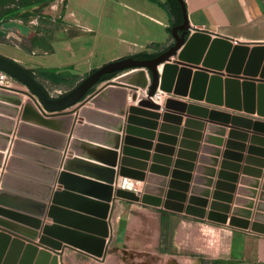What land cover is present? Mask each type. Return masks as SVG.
I'll use <instances>...</instances> for the list:
<instances>
[{
  "label": "crops",
  "instance_id": "obj_1",
  "mask_svg": "<svg viewBox=\"0 0 264 264\" xmlns=\"http://www.w3.org/2000/svg\"><path fill=\"white\" fill-rule=\"evenodd\" d=\"M3 1L4 0H0V6L8 8L9 5H4ZM184 2L191 25L190 33L203 31L209 33L213 38L224 37L233 41L234 44H246L251 49L258 45H264V0H184ZM10 21L24 24L17 20ZM63 21L66 26L64 30H69L71 32L77 31V34L75 33L74 35H69L49 42L47 45L51 46L53 50L44 52V55L48 56L49 60L36 62L22 56L23 60H26L28 63V65H26V62H20L13 57L12 59L23 63L27 69H55L57 72H70L72 74L75 73V75L86 76V74H90L91 71L98 69L111 61L134 56L135 54L143 52L145 49L170 46L172 42L168 28L173 22H175L176 26L183 22V20L178 21L177 18L173 16L168 0H65ZM25 25L29 27V29L22 32L23 34L27 32L30 34L33 32L31 26H28L27 24ZM103 37L104 39H102ZM99 42H102V44H99ZM99 46L102 48H113L114 51L112 58L107 59L104 54H102ZM164 67L160 69L161 73H163ZM180 67L183 66L180 65ZM201 68H203V64H198V66L193 67V71L196 72L197 69ZM207 71L210 78L217 75L215 71H218L219 74H221L224 83L226 82V79L230 77V73H228L226 69H209ZM261 72L257 75H247L244 72H241L240 74H237L238 76H235L238 78H233L240 81L241 98L244 97L243 83L250 81L255 84L256 110L253 113L247 112L244 109V105L241 109H238L228 107L226 103L214 105L215 103L211 104L207 102V105L209 106H206L201 105V101L194 100L198 102H194V104L201 105V107L213 111H223L221 115L231 113L245 119H251L253 122L263 121L264 123V120L253 119L246 115L247 113L249 115H259L264 118L263 115L259 114L258 108V87L260 84L264 83V77L261 75ZM36 79L38 80V78ZM114 80L115 79H113V81ZM148 80L151 81L149 74ZM210 82L209 79V84L206 88L207 92L210 88ZM132 87L136 88L135 86ZM132 87L130 91L133 90ZM226 91V85H224L222 87V94L224 97L226 96ZM178 98L186 101L183 97ZM210 106H216L226 110L211 108ZM163 111H166L164 105L163 110L158 112ZM179 112L180 110L178 109L176 113ZM184 112L185 111L181 113L183 114ZM234 112L241 113L242 115L235 114ZM187 113H189L188 110ZM208 117H210V115ZM0 118H2L0 120H10L2 110L0 111ZM229 118H231V115ZM17 121L19 123V119H16V122ZM7 122L9 123V121ZM0 123L1 126L6 127L4 121ZM219 123L220 122H218L217 125L210 127H226ZM240 124L248 125L245 123ZM163 125L171 128L179 127L180 131L176 133V135L173 132L165 131L166 138H163V141H161L159 136L162 133L161 128ZM199 125L191 124L189 126V122L187 121L186 123L183 122V120L180 123H177L176 121L170 122L162 120L161 128H158L157 126V130L150 129V131L153 132V136L140 137L144 141L143 145L142 147H135L138 151L140 150L139 152L141 153L138 154V156H132L131 160L138 161L142 163L143 166L138 168L134 167L133 170L142 172L146 177L154 176L157 178L160 177V179L166 177L164 179H167V182L169 181L171 185L172 180L180 182V177L185 173L189 174V172L185 170V168H187L186 165L188 163H193L195 168L190 175H193V177L196 175L200 176V167H207V169H204L203 171H205L206 177L209 178V168L211 167L210 162L206 164L200 162V160H213L216 158V153L202 152L199 150L201 148L200 140L195 139L193 135L192 137H184L186 132L191 130L194 131V128L197 127H204V125L201 126L200 123ZM31 126L32 125H30L28 130L31 136L25 138L18 137L20 125L18 127V125L15 124L13 127V132L11 134L15 131V133H17V138L15 139H21L22 142L27 143V146L22 147L21 151L18 148L19 151H17L16 156H14L17 160L16 170H13L10 174L15 177V181L13 183L11 182L7 187L6 185L3 187V178L9 173L7 171L8 166H4V168L2 167L4 164L8 165L9 163V161L6 163L8 160L7 157L9 156V144L5 142V136H7L6 132L0 127V156L3 155L0 174L1 172L4 173L0 181V186H2L0 190H5L8 193H14L17 196L31 199L33 202H45L48 198L51 203L50 197L55 191L54 188L51 187L52 185L57 184L54 180L57 176V172L62 166H59V164L65 160L67 155L70 134L68 131H65L61 137L60 132L52 131L51 129H48V127L38 126L37 128ZM188 126L189 130L183 132ZM231 126L233 125L231 124ZM234 127L238 128L236 125H234ZM242 128L247 132L253 131L252 128L250 130L246 127ZM14 137L15 135L12 136L11 139ZM237 141H241V139ZM59 142H62L64 145V149H62L63 157L57 154L59 152V150H57L59 149L57 147ZM100 142V140H96L90 143L99 145L98 147H107L101 145ZM260 143H262V141ZM258 144L259 143H257V146ZM212 146L213 145H211V148ZM132 147L135 148L134 146ZM117 151L119 153V150ZM225 152H227L226 148L223 156H225ZM142 153H145V155ZM235 155H240V158L243 156L244 159H247L248 157L257 160L255 163L248 165L241 159H239V162L234 160L231 163L239 164L241 166L238 171L224 169L226 173L232 172L239 175L237 186H240V189H236L235 193L231 194L234 197L236 195V200L230 203L225 202V204L230 205V207H242L239 206V203H245V206L248 207L247 202L251 201L255 207L256 201L258 200L257 197L260 195L258 207H264V162H258V160H264L263 154L249 152L245 155L244 152L241 153L238 151ZM221 156L218 158L219 160H222L223 157ZM75 157L76 154L73 158ZM56 158H58V160H56ZM61 158H63L62 161ZM88 161L95 165H105L100 160ZM57 163L59 167L56 166ZM246 165L249 167L248 172L261 170L260 174L263 177L259 176L258 178L251 173H245L244 167ZM115 169L117 175H119V169L117 167ZM217 170L219 173L221 172V168H218ZM216 173L217 171L215 172V175ZM74 175L97 183H104V180H102L103 178L98 176L99 174L95 177L76 173ZM215 175L210 178L211 181L214 182L213 187L211 188L213 191H216L215 184L220 181L219 178H215ZM123 179L124 178L118 176L117 181L121 183ZM255 179L257 186L255 188L248 186V184L251 185L249 182L254 181ZM54 182L55 184H52ZM196 182L194 183L193 180L190 185L193 188L196 186H202L199 185L200 181H198V183ZM140 183L142 182L140 181ZM261 184L262 190L259 191V186ZM151 185L157 188L156 184L151 183ZM243 186L250 191H254L255 198L252 199L248 197L250 191H248V189L242 190L241 187ZM68 191L86 198L82 203L79 202V204L69 198L64 202V209L80 215H88L89 217L99 219L98 216H100V212L98 210H91H95V213L87 212L88 206L91 207L92 203L86 200H100L98 194L97 196L96 194L94 196H88L83 191L75 188L72 191ZM169 191L171 192V186ZM175 192H177V190H175ZM213 194L214 193H211L210 195ZM168 196L169 195H167V197ZM190 196H193L192 192L188 193V197ZM167 197L164 188L161 199L166 201L168 200ZM237 198L246 199L247 201H238ZM209 200L208 211L210 210L209 208H211L210 204L216 203L212 196H210ZM173 201L183 203L185 206H196V204H191L188 201L183 202L178 198H175ZM126 204L128 208L127 211H125V225L122 230L123 232L119 235L120 242H118V246L120 247L117 248L120 252L117 251V253H115L116 255L113 254L109 262L104 264H113L120 257L126 258L125 260L127 264H264V233L255 232L256 229L251 226H243L244 229H242L231 226L230 224L217 225L210 220L208 221L199 219L195 216H189L185 212H178L158 206L138 205L142 204L141 202L132 203V201H128ZM250 221H254V219H251ZM68 223L69 224H66L67 226L72 222ZM76 224L80 225L81 230L86 229L85 225L80 223ZM66 251L63 254H66ZM53 255L55 254L53 253ZM64 264L67 263L64 262Z\"/></svg>",
  "mask_w": 264,
  "mask_h": 264
},
{
  "label": "rangeland",
  "instance_id": "obj_2",
  "mask_svg": "<svg viewBox=\"0 0 264 264\" xmlns=\"http://www.w3.org/2000/svg\"><path fill=\"white\" fill-rule=\"evenodd\" d=\"M31 1H33L32 5H30L27 8H21V7L17 8V5L13 4V3H11L8 6V8H6L4 6H0V26H2L6 22H9L10 20H17L19 22L27 24L28 26H31L33 29V32H31L30 34H29V32L23 34L21 31H19V30L17 31L15 29L8 30L6 36L0 37V54L7 56L9 58H12V57L16 58L20 62H23V63L26 62V60H23L22 56H25L26 58L32 59L36 62H43V61L49 60L48 56L44 55L45 50L42 47L43 45L49 44V42H51L55 39H61V38L67 37L69 35H74L75 33L77 34V31L71 32L69 30L68 31L64 30V28H66V26L64 25V21H63L65 0H49V1L47 0V2L46 1L45 2H39L37 0H31ZM40 39H43L44 44L41 42ZM102 39H104V37ZM170 39H171L172 43L168 47H155V48L153 47V48H149L147 50L145 49L143 52H148V53L161 52V53H163L175 44L176 40H175L173 34L170 35ZM99 44H102V42H99ZM99 47H100L102 54H104V56L107 59L112 58L113 51H114L113 48H106V47L102 48L101 46H99ZM140 53H142V52H140ZM135 55H137V54H135ZM20 62H18V63H20ZM23 63H20V64L25 66ZM26 65H28V63ZM33 71L36 72L35 74L39 80L38 82L43 86V88L46 90L48 95L50 97L56 98V99L66 95L67 93L72 91L89 75V74L88 75L86 74V76H82V75L79 76L78 74L75 75V73H73L75 75V77L68 79V81L66 83L55 84V83L49 81L48 79L44 78L43 76H41L39 73H37L38 69H34ZM192 71H193V69H192ZM121 73H117L116 76H120ZM193 73H194V71H193ZM149 76H150V79L152 80V75L150 73H149ZM111 79H109V80H111ZM109 80H105L102 83H100L98 86L95 87V90L93 92L95 93V92L99 91L102 87H104L107 83H109ZM111 81L113 82V80H111ZM23 86L24 85L21 82L17 81L16 79H14L11 84L2 85V86L0 85L1 89H4V88L7 89V91H5V92H7V95L11 97V98H5V97L3 98L2 97L0 99V103L7 105V107H9V108L13 109L14 107H16L18 109V112L16 114H12V115H10L9 113L6 114L9 117L10 122L13 120L14 125L17 124L19 127V125L21 126L22 123H27L29 126L32 125V126H35L37 128H38V126L43 127L40 124L33 123L30 120L29 121L23 120L25 109L29 108V109L33 110V107L39 109L41 114L46 119L49 118V117H47L46 114L43 113V110H41L37 104L34 105L32 102H29V100L25 101V96L22 93L16 91L17 89L13 88V87L23 88ZM113 87L116 89L117 88H123V86L119 87L118 85H113ZM124 88H126L128 90L127 91L128 92V98L126 101V110H125V113L123 115H121L117 112H113L111 110H103V109L97 108L95 103H93V100L91 98V95L93 92L91 94H89V96L86 97L81 103H79L78 105H76L72 108H69L68 110L65 111V113L63 114L65 116H63V118L64 117L68 118V120L70 122L69 128H68V133L70 134L69 135L70 136L69 137L70 143H69L68 148H67L68 152H67V155L65 157V160L62 162L63 164L62 163L59 164V166L60 165H62V166L59 169V171L57 172V176L55 177V180H54L57 184H55V182L52 183L55 185H52L51 188H54L55 191H54L53 195L50 197L51 203L48 200V198L45 200V202H39V201L33 202L31 199L23 198L22 196H17L14 193L6 192V193H8V195H7V199H5L4 201L7 204L2 203V201L0 202V221H1L0 225H3L7 228H10L11 226L14 225L15 227H19L21 229L20 231L23 232L26 236H28L30 238H35V240L38 242L46 241L47 243H49L50 246H53L55 248L62 245L60 247L62 249V247L66 244H71L73 246H76V245L69 243V242L75 243V242H77L78 239H80V237H83V236L86 237L87 240H91V239L94 240L97 238L101 239V236H99V234H100V230L102 229V224H101V220H102L104 222L105 228H108V232H109V236L105 238L106 239L105 241L107 243L111 240L109 242V245L107 248V256L105 258L100 257L101 260H98V261H104V262H98L97 259H94L90 256H87L85 254H81V253L76 252L70 248H67L66 249L67 251L65 250L66 254H63L59 257L60 264H64V262H66L67 264H104L106 262L108 263L110 258L112 257V255L117 253V251L120 252V250L117 249L120 247V246H118V242H120L119 235L123 232L122 230L124 229L125 215H126L125 211H127V208H128L126 203L129 200H121L120 198L116 199V197H115L114 202H112V203L110 202L109 205H111V207H110V209L107 210V214H105V217L101 219V216H98V218H99L98 221L100 223L99 224L94 223L93 228H89L88 226H86V229L81 230L80 225L76 224V223H80L81 218H83L79 215L74 216V214H72V217H71V219H72L71 224L72 225L70 224L69 226L66 225V224H69L68 223V222H70L69 220H67L66 223L61 222V221H57L56 216L53 214L51 215L52 206L55 204L54 199H55L56 193L60 192L62 194V192L67 191L64 184L60 183L59 179L61 178V175L65 171L64 166H65L67 159L73 158L76 154L75 150H73L71 148L72 147L71 145L75 139L82 140L85 137H87V136H85V134L79 133L77 131L84 124H87V117L84 113L82 114V111L85 109H90L89 111L97 110L101 113H104V114H107L110 116H119L120 118H122L123 129H122V131H120V134L122 135V139H121V144L119 147V160H118V166H117V168L119 170L122 166V159L124 157V148L126 146L125 145V138L128 134L127 132H128L129 126L131 127L130 128L131 130H133V127L137 128L136 129L137 132L135 134H140L142 131H144V129L148 130V134H150V132H151L150 129L157 130L158 128H161V121L162 120L170 121V122L176 121L177 123L182 122V120H183V122H186V123L188 121L189 126L191 124L198 126L199 123L201 124V126L204 125V127L194 128V131H192V130L188 131L189 130L188 129L189 126H188L187 128H185L183 130V132L184 131L189 132V133L186 132V134H184L185 138L187 136L192 137V135H193V137L195 139L200 140L201 148L199 150H201L202 152L205 151V152L216 153V158L213 160H208V161L204 160V159L200 160V162L206 163V164H208V162H210L211 167L209 168V170H210V175H209L210 177L209 178L206 177V173H205V171H203L204 169H207V167H200V171H201L200 176L196 175L193 177V175H190V173L193 172L195 165H193V163H188L186 165L187 168H185V170L187 172H189V174L185 173L182 177H180L179 178L181 180L180 182L179 181L176 182V180H172L171 185H170L169 181L167 182V179H164L166 177H163V179H160V177L157 178L154 176L153 177L144 176V177H140V178L139 177L136 178L133 176L126 177L123 174H120L119 172H118L119 175L116 174L115 180L117 181L118 176H120L121 178H124V177L130 178V180L134 181L135 183H138L137 181H139V182L141 181L142 183H139V184H135L133 182L134 183L133 190L131 191V192H134L138 198H139V195H137V193L142 194L143 196H145L144 194H146L148 196V199H149V196H151V198L154 197L160 202V205H161V202L163 201L161 199V196H162L164 188H165L166 197H167V195L170 194L167 197L168 200H166V205H168L170 207V209H173V210L178 211V212H185L189 216H195L199 219H204V220H208V221L210 220L212 223L217 224V225H224V224H230L231 225L232 220H235L236 224H238L240 226H251L254 229H256L257 231L259 230L258 232L264 233V207L263 206L258 207L260 195H258V197H257L258 200L256 201L255 207L253 206V203L251 201L247 202L248 207L245 206L246 205L245 203L244 204L239 203V206H242V207H230V205L225 204V202L230 203V202H233L236 200V195L234 197L231 194L235 193L236 189H240V186H237V183L239 182V175H237L236 173H232V172L226 173L224 170V169H233L235 171L236 170L238 171V169L241 166L239 164L231 163L234 160H237L239 162V159H241L243 162L245 161V163H247V165L256 162L257 159L256 160L250 159L248 157H247V159H244L243 156L241 158H240V155L236 156L235 153L238 151H240L241 153L244 152L245 155L248 154L249 152H253V153L257 152V153H262L264 156V136H263L264 135V133H263L264 132V125L255 126V121L252 123V125H251V123L247 122V120L236 121L233 118L235 116H238V115H233L231 113L227 114L229 116L231 115V118H229V117L224 118V115L223 114L221 115V113H223V111H219V110L213 111V110H209L205 107H201V105L209 106V105H207L206 98L205 99H197V101L202 102V103H200L201 105L194 104V102H197V101H194L196 99H193L190 97V93H191L190 90L188 92V95H186V96L175 94L174 92L176 91V85L173 87L172 92L160 90L162 97L158 100L166 108V111H163V112H155V111L139 108L138 101L144 97L139 96L138 100L135 101L133 99L132 94H131V93H133V90L130 91L131 87H129V85H128V86H124ZM178 97H180V98L183 97L187 102L184 100H180ZM169 100H171L172 103L168 105ZM211 104H214V103H211ZM214 105H216V104H214ZM217 106H225V105H217ZM210 107L211 108H219L216 106H210ZM132 108L140 109V111L132 112L131 111ZM178 109L180 110V112L176 113ZM219 109L226 110L224 108H219ZM181 110H183L185 112L182 114L181 112H183V111H181ZM187 110L189 111V113H187ZM141 111H147V112L145 113V112H141ZM46 113H49V112H46ZM235 114L242 115L241 113H235ZM209 115L211 118L210 117L208 118ZM244 115H245V112H244ZM246 115H248L249 117H251L253 119L264 120V118L260 117L259 115H249L247 113H246ZM134 117L139 119V120L146 121V122H148V121L154 122L155 125L152 127L139 126L136 123L130 122L129 119H134ZM238 117H240V116H238ZM14 119H15V121H14ZM16 119L17 120L19 119V123H18V121L16 122ZM199 121H201V122H199ZM218 122H220L219 124H222L226 127L225 128L224 127H210V126L217 125ZM239 122L245 123L248 125H244V124L242 125ZM227 123H229V124H227ZM231 124L233 126H231ZM234 125L238 126V128L234 127ZM157 126H158V128H157ZM242 127L249 128V130L252 128L253 131L247 132ZM48 129H51L52 131L54 130V131L60 132L61 137L63 135L62 128L52 129V128L48 127ZM87 130H89L91 133L94 132L91 129H87ZM102 131H104V130H102ZM111 131H113V129ZM165 131L173 132L176 135V133H178L180 130H179V127L178 128L177 127L171 128V127H166L163 125L161 128L162 133L159 136V139H161V141H163V138L164 139L166 138L165 137L166 136ZM14 135H15V137L13 139H11V137ZM135 136L136 135H133V137H135ZM7 137H9V142H8V144H9V150H8L9 156L8 157L10 160L12 158V156L13 157L16 156V153L14 152V143L16 141L15 138H17V133H15V131H14L13 134H7ZM170 138H172V137H170ZM240 139H241V141H237ZM84 140H87V139H84ZM87 141L93 142V141H89V140H87ZM261 141H262V143H260ZM257 143H259L258 146H257ZM173 145H175V144H173ZM211 145H213L212 148H211ZM225 148H226V151L230 153L229 156H223ZM57 150H59V152L57 154L60 155L61 157H63L62 149H57ZM231 153H232V155H231ZM10 156H11V158H10ZM220 156L223 157L224 159L222 158V160H219L218 158ZM7 158H6V160H7ZM62 159L63 158H61V161H62ZM258 162L263 163L264 160L263 161L258 160ZM247 165L244 167V169L247 167ZM3 166H5V164ZM127 167L131 170L135 166H130V167L127 166ZM2 168H4V167H2ZM218 168H221L220 173L217 170ZM7 171L9 172L8 169H7ZM216 171H217V173L215 175ZM246 172L251 173L255 177H258V178H259V176H262L258 172L257 173H255V171H251V172L249 171L248 172L245 169V173ZM3 174L4 173L1 172L0 181L3 177ZM202 174H204V175H202ZM55 175H56V173H55ZM214 175H215L216 179H218V178L220 179V181L215 184V187H216L215 190L216 191H213L211 189L213 187L214 182L211 181L210 178H212ZM207 176H208V174H207ZM263 176H264V174H263ZM137 179H141V180H137ZM193 180H194V183L196 181H197L196 183H198V181H200L199 185H202V186L201 187L196 186L193 188L190 185V183L193 182ZM104 183L107 186L109 185L106 181ZM151 183L156 184L157 190L158 191L161 190V192L157 191L158 192L157 193L155 191V193H154V186L151 185ZM249 183H251V185L248 184V186H251L254 188L257 186L256 179L254 181L249 182ZM146 184L151 185V187H153L151 192L150 191L146 192V188L148 187V185H146ZM120 185H121V183H119V181H117V186L120 187ZM169 185L171 186V192L169 191V188H170ZM243 185H245V184H243ZM113 187H114V185H113ZM209 187H210V190H209ZM1 188H2V186H0V189ZM108 188H110V187L108 186ZM241 189L244 190V189H248V188H245L243 186V187H241ZM175 190H177V192H175ZM261 190H262V184L259 186V191H261ZM126 191L128 192V190H126ZM248 191H250V190L248 189ZM190 192H192L193 196L188 197V193H190ZM211 193H214V194L210 195ZM226 193L229 194V198H228V194H226ZM225 194H226V197H225ZM254 195H255L254 191H250L248 194V197L253 199V198H255ZM210 196H212L213 200L216 201V205L214 206L213 203H211L210 204L211 208H209L210 210L208 211L207 208H208V205L210 203L209 202ZM243 197L246 198L245 196H243ZM175 198H178L183 202L188 201L191 204H196V206H193V207H192V205L185 206V205H183V203L173 201V200H175ZM113 199H114V194H113ZM160 199H161V201H160ZM237 199H238V201H240V200L247 201L246 199H240V198H237ZM252 199H250V200H252ZM134 202H137V201H132V203H134ZM139 202H141V201L138 200V203ZM141 203L142 204H138V205H140V206L145 205V204H143V202H141ZM112 204L114 205V209H113ZM55 205L60 207L61 208V209L59 208L60 210H62V208L64 209V207H65L64 203H62L60 201L58 203H56ZM64 210H66V209H64ZM66 211H69V210H66ZM112 211H113V213H112ZM67 214H69V213H67ZM110 214L112 217H109ZM67 217H70V215H67ZM90 219H91V217H89V221H90ZM93 219H95V218H93ZM248 219H249V221H248ZM251 219H254V221H250ZM95 220H97V219H95ZM9 225H11V226H9ZM75 225H77V226H75ZM231 226H233V225H231ZM58 229H64L65 230V234L67 233V239L66 238L62 239L58 236V234H56L55 231H57ZM75 237H77V240ZM107 238H109V239H107ZM70 239H72L73 241ZM9 245H11V243ZM61 249H59V251H61ZM65 251H63V253ZM7 252H8V249H7ZM123 257H125V256H123ZM125 259L126 258L120 257L113 264H127Z\"/></svg>",
  "mask_w": 264,
  "mask_h": 264
},
{
  "label": "water",
  "instance_id": "obj_3",
  "mask_svg": "<svg viewBox=\"0 0 264 264\" xmlns=\"http://www.w3.org/2000/svg\"><path fill=\"white\" fill-rule=\"evenodd\" d=\"M178 1L182 7L183 22L173 28V36L176 42L167 51L152 59H137L134 56H129L119 60L111 61L98 68L96 71L90 73L76 88L57 99L52 98L48 95L43 86L28 71L25 66L21 65L12 58L0 54V71L7 73L9 76L21 82L24 86L28 87L32 91V93L39 98L43 107L47 112L50 113L49 115H53V117L51 116L52 118L46 119L34 108L33 110L26 108L23 120H30L33 123L40 124L43 127H50L52 129L62 128L63 132L68 131L70 122L68 118H63V116H65L63 114L67 109L78 105L86 97H88L89 95L87 94L93 87L99 84L102 76L121 72L122 73L120 75H122L134 70H138V72L140 71L139 73H137V76H130V79L134 81L139 80L141 76H143L147 82V75L149 73L152 75V80L150 79L151 82L147 90L148 98L140 101V106L160 109V105L153 103L155 94L158 90L172 92L173 87L176 85V91L174 93L177 95L186 96L188 95V92L190 90V97L193 99L197 100L206 98V101L209 103H226V105L231 108H238L239 106L244 105V109L246 111L254 112L256 110L255 84L250 81L244 82V97L241 98L240 81L233 78H238L235 76L237 74H240L241 72H244L247 75H257L261 71V75L264 77V45H258L251 49L246 44H234L233 41L224 37L213 38L209 33L203 31L190 33L191 25L189 22L185 2L184 0ZM13 29L25 32L26 29H29V27L16 21L6 22L2 26H0V37L6 36L7 31ZM180 31H182V33H180ZM178 60L185 61V63H183V67H179L180 62ZM189 63H202L203 68L197 69V71L193 73V68L191 67L193 64ZM162 65H165L163 73H161L160 71V66ZM209 69H226L227 72L230 73V77H228L226 79V82L224 83L221 74H219L218 71H215L217 75H214L210 78L208 71H206ZM146 70L149 71L148 74L146 73ZM117 77L118 76L112 78L111 80ZM209 79L211 82L209 91L207 92L206 88L209 84ZM111 80H109V83H107L99 91L95 93L93 92L91 98L97 108L103 110H111L123 114L126 110L127 93L125 89H114L113 87H111ZM224 85H226L227 89L225 97L222 94V87ZM4 89L0 88V99L2 97L11 98L7 95V92H5L7 91V89ZM171 103V100H169L168 105ZM258 108L259 114L264 115V83L260 84L258 87ZM1 110L4 111L5 114L9 113L10 115L16 114L18 112V109L16 107L12 109L7 107V105H4L3 103H0V111ZM89 110L90 109H85L82 111V114L84 113L87 117V124H84L81 128H79L77 132L85 134V136L87 137H85L84 139L93 142L96 140H100V144L107 147H98L99 145H94V143H90L88 141H85L84 139H75L73 141L71 148L75 150L76 157L67 159L64 166L65 171L59 179L60 183L64 184L67 191L62 192V194L60 192H57L55 195L54 203L56 204L59 201L64 203L65 200L69 198L73 199V201H76L78 204L79 202L82 203L86 197L75 195L74 193L68 191H72L74 188L83 191L88 196H94L95 194L97 196L98 194V196H100V200L86 199L92 203L91 207L88 206L87 212L95 213V210H98L102 219L105 217V214H107V210L111 207V205H109L110 202H114L115 200V198L113 199V184L115 182L117 174V171L115 169L118 165L119 160V153L117 150H119L121 144L122 135L120 134V131H122L123 129V121L119 116H109L97 110ZM131 111L134 112L133 108L131 109ZM141 112L146 113L147 111ZM226 117L230 116L224 114V118ZM241 118L242 117L235 116L233 119H235L236 121L247 120V122L249 123L253 122L251 119ZM2 121H4L6 127L1 126V123L0 127H2L6 134H11L14 127L13 121H11V124L10 120L8 119L0 120V122ZM7 121H9V123ZM130 121L142 127H152L155 125L154 122H146L135 117L134 119H130ZM259 125H264V123L256 121L255 126ZM29 127L30 126L27 123L21 124L18 131L19 138L31 136L30 132L28 131ZM130 128L131 127L129 126L127 132L128 134L125 138L126 146L124 148V157L122 159V166L119 170V173L123 174L126 177L133 176L136 178H140L144 177V175L140 174L137 171H134L133 169L130 170L127 166H135L137 168L143 166L142 163L133 159L131 160V157L138 156V154L141 153L139 152L140 150L138 151V149L135 147H142L144 141L140 137H151L153 136V132L149 131L150 134H148V130L144 129V131H140V134H135L137 132V128L133 127V130H131ZM87 129H91L94 132L91 133ZM112 129L114 132L111 131ZM133 135L136 136L133 137ZM5 142H9V137L5 136ZM26 146L27 143L22 142L21 139H16L14 143V152L17 153V151H19L18 148L21 151V148ZM63 146L64 145L62 142H59V144L57 145L59 149H64ZM132 146H134L135 148H133ZM142 154L145 155V153ZM229 155L230 153L226 152L225 156ZM2 156H0V166ZM56 160H58V158H56ZM88 160H100L105 165H95ZM16 165L17 160L15 159V157H12L8 163L9 173H7L3 178V187H5V185L7 187V185H9L11 182L13 183L15 181V177L11 175L10 172L16 170ZM56 166H58V163L56 164ZM245 169L248 171L249 167H246ZM255 172L261 173V170H256ZM74 173L89 177H95L97 176V174H99L98 176H100V178H103L102 180L106 181L109 184L108 186L110 188H108L105 183H97L95 181L74 175ZM152 188L153 187H151V185H148V187L146 188V192H151ZM155 191L157 192L158 190L154 187V193ZM158 192H161V190H159ZM130 193L131 192H129V195H131ZM117 194L118 197H116V199L120 198L121 200L136 201L133 198L134 196H128V192L123 193L119 190ZM121 194H125L127 196H120ZM7 195L8 193H6L5 190L0 191V202L2 201V203L7 204L4 201L5 199H7ZM142 202L145 205H151L155 207H157L158 204V200L156 198H151V196H149L148 199L147 195L144 196ZM55 204L52 206L51 215H55L57 221L66 223V221L69 220L70 222H72L71 217L72 214H74V216L79 215L83 217L81 218L80 223L88 226L89 228H93L94 223H100L98 221L99 219L95 220L93 219L94 217H91L89 221L88 215H80L72 211H66L63 208L62 210H60L61 208ZM213 205L215 206L216 203H213ZM165 208L173 210L170 209L168 205ZM92 209L95 210L91 211ZM67 215H70V217H67ZM101 224L102 229L100 230L99 234V236H101V239L97 238L94 240H87L86 237L79 236L80 239L78 240L77 237H75L77 242H75L74 245L80 247L83 250L82 252L85 254L89 253V255L91 254L94 256H102L105 252L107 256V248L109 244L107 245L105 238L108 237V228H105L104 222L102 220ZM231 225L235 227L238 226L239 228L244 229L243 226L236 224L235 220H232ZM0 230V264H60L59 256L63 255V253H56L55 255H53L51 253L52 248H47L44 245H37L33 242H30L29 239V243L26 244L25 241H27L26 238H28V236L21 232V229L19 227H15L14 225L10 228L0 226ZM55 232L60 238L67 239V233L65 234L64 229H58ZM255 232L258 231L255 230ZM12 236L15 237L13 238ZM10 243L11 245H9ZM41 243L49 245V243H47L46 241ZM40 246L42 247V249L39 248ZM61 246H58L56 249H61Z\"/></svg>",
  "mask_w": 264,
  "mask_h": 264
},
{
  "label": "bare ground",
  "instance_id": "obj_4",
  "mask_svg": "<svg viewBox=\"0 0 264 264\" xmlns=\"http://www.w3.org/2000/svg\"><path fill=\"white\" fill-rule=\"evenodd\" d=\"M179 62H180V65L181 66H184V64L183 63H185V61H181V60H178ZM189 64H193L191 67L193 68L194 66L196 67V66H198V63H189ZM199 64H202V63H199ZM180 65H179V67H180ZM164 67V65L163 66H160V69H162ZM207 71V70H206ZM140 72V71H139ZM138 72V70H134V71H131V72H128V73H125V74H122V75H120V76H118L117 78H115V80L112 82H110V86L111 87H113V85H118L119 87L120 86H123V88H118V89H125V91H126V93H127V98H128V90L126 89V88H124V86H128L129 85V87H132V86H135L136 88H133L132 87V89H133V93H132V96H133V99L135 100V101H137L138 100V97L139 96H143L144 98H142V99H140L139 101H138V106H139V108H143V109H146V110H151V111H155V112H158V111H160V110H163V105H162V103L161 102H159V100H158V98L157 97H154V99H153V103L154 104H157V105H160L161 106V108L160 109H154V108H151V107H147V106H140V104H139V102L140 101H143L144 99H147L148 98V96H147V90H148V87H149V85H150V82L151 81H147L146 82V80H145V78L143 77V76H141V78L139 79V80H137V81H134V80H132V79H130L131 77L130 76H137V73H139ZM146 73L148 74V71L146 70ZM147 79H148V75H147ZM1 86H2V84H0ZM13 88H15V89H17L16 91H18V92H20V93H22L24 96H25V101H28L29 100V102H32L34 105L35 104H37L38 106H39V108L41 109V107H42V109L41 110H43L44 112V114L47 112L46 111V109L43 107V105L41 104V102H40V100H39V98L35 95V94H33L32 93V91L28 88V87H26V86H23V88H19V87H13ZM114 88V87H113ZM112 88V89H113ZM111 89V90H112ZM115 89V88H114ZM27 99V100H26ZM126 101H127V99H126ZM76 106V105H75ZM74 107V106H73ZM35 110H37L40 114H41V112H40V110L39 109H37V108H35V107H33ZM72 108V107H71ZM242 108V106H239L238 107V109H241ZM68 110V109H67ZM99 110V109H98ZM114 110V109H113ZM133 110L134 111H140V109H137V108H133ZM113 112H115V111H113ZM248 112V111H247ZM255 112V111H254ZM80 113V112H79ZM112 113V112H111ZM118 113V112H117ZM125 113V112H124ZM123 113V114H124ZM249 113H253V112H249ZM50 113H46V115H47V117H49V118H52L53 117V115H49ZM119 114H121V113H119ZM123 114H121V115H123ZM52 116V117H51ZM110 116V115H109ZM264 116V115H263ZM85 118V117H84ZM209 118V117H208ZM211 118V117H210ZM86 119V118H85ZM213 119V118H212ZM130 120V119H129ZM131 122V121H130ZM264 133V132H263ZM8 160H9V157H8ZM8 160H7V162L6 163H8ZM5 166H7V165H5ZM118 166V165H117ZM4 167V166H3ZM140 173V172H139ZM140 174H143L142 172L140 173ZM144 175V174H143ZM125 178V177H124ZM124 181H126V184L124 185L123 184V182ZM105 182V181H104ZM134 181H132V180H130V178H125V179H123L122 180V183H121V185H120V187L119 186H117V181L115 180V182H114V198L115 197H118L117 195V192L119 191V189H120V191L121 192H123V193H127V191L126 190H128V196H134L133 198L138 202V200L139 201H143V198H144V196L142 195V194H139V193H137V195H139V198L135 195V193H132L131 191L133 190V184L135 183H133ZM138 183H135V184H139L140 182L139 181H137ZM120 183V182H119ZM124 189V190H123ZM129 191L131 192L130 194L131 195H129ZM120 196H127V195H125V194H121ZM112 203V202H111ZM113 205V204H112ZM157 206L158 207H162V208H165V207H167V205H166V201L165 200H163L162 202H161V205H160V202L158 201V204H157ZM109 217H111V214H110V216ZM1 227H4L3 225H0ZM0 232H1V230H0ZM108 236H109V232H108ZM13 238L15 237V236H12ZM112 237V236H111ZM30 240V242H33V243H35V244H37V245H44L45 247H47V248H52L51 249V253L53 254H56V253H63V251H65L67 248H70V249H72V250H74V251H76V252H79V253H82V254H85V253H83L82 251V249L81 248H79V247H77V246H73V245H71V244H66V245H64L63 247H62V249H61V251H59V249H56V248H53V247H51V246H49V245H46V244H42L41 242H38V241H36L35 240V238H26V240L27 241H25L26 242V244L27 243H29V240ZM107 239H109V238H107ZM72 244H74V243H72ZM109 244V242H107V245ZM39 248H41L42 249V247L40 246ZM87 253V252H86ZM85 255H87V256H90V257H92V258H94V259H97V260H101L100 259V257H103V258H105L106 257V253L104 252L103 253V255L102 256H94V255H89V253H87V254H85ZM60 257V256H59ZM102 258V259H103Z\"/></svg>",
  "mask_w": 264,
  "mask_h": 264
},
{
  "label": "trees",
  "instance_id": "obj_5",
  "mask_svg": "<svg viewBox=\"0 0 264 264\" xmlns=\"http://www.w3.org/2000/svg\"><path fill=\"white\" fill-rule=\"evenodd\" d=\"M37 1L45 2L46 0H37ZM3 3H4V5H7V4L10 5L11 3H13V4L17 5V8H19V7L27 8L30 5H32L33 1H31V0H4ZM168 3L170 5V7H171V12H172L173 16L176 17L178 21L179 20L182 21L183 20L182 10H181V6H180L179 2L177 0H168ZM175 26H176V24H175V22H173L171 24V26L168 28V31H169L170 35L173 34V28ZM40 40L44 44L43 39H40ZM42 47L44 48L45 51H52L53 50V48L51 46L47 45V44L43 45ZM160 54H161V52H156V53L142 52V53H139L137 55H134V57L137 58V59H152V58L157 57ZM96 70L97 69L91 71V73L96 71ZM28 71L33 76L35 75L34 76L35 78H37L36 74H35L36 73L35 71H33L32 69H28ZM37 73H39L41 76H43L44 78L48 79L49 81H51V82H53L55 84L66 83L68 81V79L75 77V75L70 73V72H57V70H55V69H39L37 71ZM116 75H117V73L107 74V75L102 76L99 84L102 83L105 80H109V79L115 77ZM95 87H93L89 91V93L87 95L91 94L95 90Z\"/></svg>",
  "mask_w": 264,
  "mask_h": 264
},
{
  "label": "built area",
  "instance_id": "obj_6",
  "mask_svg": "<svg viewBox=\"0 0 264 264\" xmlns=\"http://www.w3.org/2000/svg\"><path fill=\"white\" fill-rule=\"evenodd\" d=\"M13 80H14V78L10 77L7 73L0 71V84H2V85L11 84L13 82ZM154 97H157L158 99H160L162 97L161 91L158 90ZM123 184L125 185L126 181H124Z\"/></svg>",
  "mask_w": 264,
  "mask_h": 264
},
{
  "label": "flooded vegetation",
  "instance_id": "obj_7",
  "mask_svg": "<svg viewBox=\"0 0 264 264\" xmlns=\"http://www.w3.org/2000/svg\"><path fill=\"white\" fill-rule=\"evenodd\" d=\"M180 24H181V23H180ZM180 24H179V25H180ZM180 33H182V31H180Z\"/></svg>",
  "mask_w": 264,
  "mask_h": 264
}]
</instances>
